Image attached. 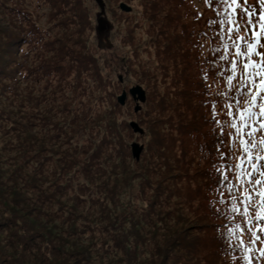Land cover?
Masks as SVG:
<instances>
[{
  "label": "trees",
  "instance_id": "obj_1",
  "mask_svg": "<svg viewBox=\"0 0 264 264\" xmlns=\"http://www.w3.org/2000/svg\"><path fill=\"white\" fill-rule=\"evenodd\" d=\"M119 1L108 0L118 21ZM141 4L149 40L142 44L124 23L146 92L135 112L100 74L83 0H0V264H240L231 259L239 252L228 246L216 182L211 101L219 113L225 84L211 63L212 13L205 0ZM145 53L153 66L139 60ZM88 79L104 92L97 105L91 97L74 109L41 101L61 92L55 80L76 101ZM141 135L135 160L129 140ZM251 255L264 264L259 251Z\"/></svg>",
  "mask_w": 264,
  "mask_h": 264
},
{
  "label": "snow or ice",
  "instance_id": "obj_2",
  "mask_svg": "<svg viewBox=\"0 0 264 264\" xmlns=\"http://www.w3.org/2000/svg\"><path fill=\"white\" fill-rule=\"evenodd\" d=\"M205 4L212 13L206 19L214 44L210 50L216 53L211 63L225 84L216 93L222 101L219 113L218 101H211V120L219 129V203L228 209L221 214L229 221L228 246L239 252L231 259L253 264L251 253L264 257V247L255 248L257 242L264 245V0Z\"/></svg>",
  "mask_w": 264,
  "mask_h": 264
},
{
  "label": "rangeland",
  "instance_id": "obj_3",
  "mask_svg": "<svg viewBox=\"0 0 264 264\" xmlns=\"http://www.w3.org/2000/svg\"><path fill=\"white\" fill-rule=\"evenodd\" d=\"M83 1L88 9V14L92 23V29L88 30L90 35L88 39V46L89 49L91 51L93 50L95 53L97 63L100 67V74L104 78H106L108 82L117 87L116 95H118L122 89H127V87H129V85L133 83L140 84V80H137L138 76H141L143 72L141 70V67L133 63L132 61V47L127 43H124L125 37L128 33L124 23H126L130 28L133 27V35L136 37H141L142 44L146 43L149 40L148 37H146L144 34L146 25H148V21L143 17L141 0H120L127 2L131 6V11L125 12V14L120 15L121 19L119 21L115 19V14H118L117 10L114 9V6H112L110 2L108 4V0H103V11L100 10L99 6L95 3L94 0ZM113 13L115 16L114 18L112 17ZM48 26L45 29L46 31L49 30ZM26 57L29 58V61H33V63L35 64L38 63V60L34 59L35 56H33V53L27 55ZM139 60H141L149 67L155 64L154 59L146 53L140 55ZM53 61L55 63L57 62L55 58L53 59ZM125 62L128 65L129 63L131 64L130 68L124 66ZM118 76H121V81H119ZM27 82H30V80L28 79ZM55 82H57L58 86H60L61 92L55 91L48 97L42 95V102L46 104H53V106H61L62 103L68 102L71 109H74L76 104H78L81 100H86L87 97H91L92 100H98L92 101L95 105H97V103H101L99 98L104 92L98 89H94V82H92L90 79H88V83L85 84L87 86L85 90V96L77 97L76 101L71 100L72 98L70 97L74 94V90L72 91L69 86L65 85V81L55 80L54 83ZM20 84L22 85L21 82ZM89 89H92V92H89ZM42 90L39 91L47 93L53 89L52 87L48 86ZM102 99H104V97H102ZM104 103L105 106H107L108 104L110 107L113 104V102L108 103V100H105ZM127 103L129 102L127 101ZM96 113L100 114V112L98 111L92 112V115L95 116ZM56 115V117L61 118L60 112H58ZM121 118L122 116L120 115L119 119ZM130 119L133 118L126 117L127 121H129ZM145 141L146 138L144 135L138 137L134 136L133 138H131V140H129L130 143H144ZM0 263L2 262L0 261Z\"/></svg>",
  "mask_w": 264,
  "mask_h": 264
},
{
  "label": "water",
  "instance_id": "obj_4",
  "mask_svg": "<svg viewBox=\"0 0 264 264\" xmlns=\"http://www.w3.org/2000/svg\"><path fill=\"white\" fill-rule=\"evenodd\" d=\"M95 2L98 4L100 7V10L103 11V0H95ZM119 8L123 11H129L130 7L124 3L120 2L118 4ZM119 79H121L119 77ZM129 93L133 97L134 100H137L138 102H143L145 100V92L142 89V87L138 84L133 85L132 87L129 88ZM126 99V91L122 90L121 94L117 97V100L119 104L123 105ZM139 109V104L137 103L134 106V110L137 111ZM130 127L133 129L134 132L137 133H142V129L139 127L138 123L135 121H130L129 123ZM142 146L138 145L136 143L131 144V152L134 158L138 159L140 152H141Z\"/></svg>",
  "mask_w": 264,
  "mask_h": 264
}]
</instances>
